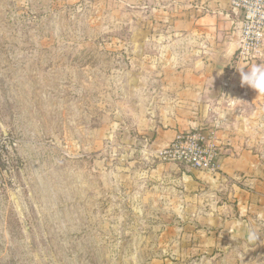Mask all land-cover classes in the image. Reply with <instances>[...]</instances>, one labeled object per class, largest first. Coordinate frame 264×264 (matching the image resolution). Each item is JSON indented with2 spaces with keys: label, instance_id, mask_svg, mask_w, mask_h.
Listing matches in <instances>:
<instances>
[{
  "label": "rangeland",
  "instance_id": "obj_1",
  "mask_svg": "<svg viewBox=\"0 0 264 264\" xmlns=\"http://www.w3.org/2000/svg\"><path fill=\"white\" fill-rule=\"evenodd\" d=\"M159 1L0 0V264H264V200L189 188L175 171L195 169L138 134ZM251 102L229 117L264 195V95Z\"/></svg>",
  "mask_w": 264,
  "mask_h": 264
},
{
  "label": "crops",
  "instance_id": "obj_2",
  "mask_svg": "<svg viewBox=\"0 0 264 264\" xmlns=\"http://www.w3.org/2000/svg\"><path fill=\"white\" fill-rule=\"evenodd\" d=\"M169 1L165 5L159 1L154 9L163 33L156 44L162 53L157 61L145 55V62L155 64L137 80L138 134L146 143L148 155L161 159L160 153L178 134L209 130L220 123L219 176L212 179V175L192 169L175 168V172L192 189L200 185L211 189L227 186L232 196L243 202L247 208L244 211L254 213L256 200H264V195L258 194L261 186L251 180L257 168L253 161L256 156L244 148L245 140L237 132L242 126L229 116L239 112L242 101L258 106L262 99L255 90L241 84L238 67L264 63V44L261 57L240 58V32L230 0ZM173 4L176 6L171 8ZM238 176L248 178V184L240 183Z\"/></svg>",
  "mask_w": 264,
  "mask_h": 264
},
{
  "label": "built area",
  "instance_id": "obj_3",
  "mask_svg": "<svg viewBox=\"0 0 264 264\" xmlns=\"http://www.w3.org/2000/svg\"><path fill=\"white\" fill-rule=\"evenodd\" d=\"M231 10L237 16L236 27L240 32L239 56L245 58L259 52L264 42V0H230ZM196 129L180 133L161 153L163 160L181 167L219 176L220 146L217 130Z\"/></svg>",
  "mask_w": 264,
  "mask_h": 264
},
{
  "label": "clouds",
  "instance_id": "obj_4",
  "mask_svg": "<svg viewBox=\"0 0 264 264\" xmlns=\"http://www.w3.org/2000/svg\"><path fill=\"white\" fill-rule=\"evenodd\" d=\"M247 68V71H245ZM241 76V84L255 90L258 95H264V63H253L250 66L238 67Z\"/></svg>",
  "mask_w": 264,
  "mask_h": 264
}]
</instances>
